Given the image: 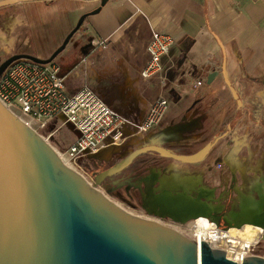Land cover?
I'll list each match as a JSON object with an SVG mask.
<instances>
[{
    "label": "crops",
    "instance_id": "crops-1",
    "mask_svg": "<svg viewBox=\"0 0 264 264\" xmlns=\"http://www.w3.org/2000/svg\"><path fill=\"white\" fill-rule=\"evenodd\" d=\"M19 5L15 15L22 16L23 36L31 49L26 54L47 59L80 16L98 8L100 0L75 2L71 11L53 0ZM97 14L86 17L67 52L60 53L62 61L70 62L58 65L70 92L91 88L131 122L141 121L148 104L162 97L168 102L164 131L174 124V132L189 134L205 128L204 118L226 116L227 125L239 109L234 99L229 102L230 90L221 76L206 84L207 75L220 69L225 59L231 85L237 83L242 94L241 117L259 110L258 126L264 133V0H107ZM154 31L174 40L171 52L162 58L163 82L140 77ZM96 41L106 48L92 46ZM84 56L90 57V65L78 75L69 74ZM196 81L202 85L196 86ZM157 127L145 137L155 135Z\"/></svg>",
    "mask_w": 264,
    "mask_h": 264
},
{
    "label": "water",
    "instance_id": "water-1",
    "mask_svg": "<svg viewBox=\"0 0 264 264\" xmlns=\"http://www.w3.org/2000/svg\"><path fill=\"white\" fill-rule=\"evenodd\" d=\"M29 1L48 0H0V8ZM106 2L100 0L98 8L80 16L49 58L15 54L0 64V76L17 59L51 63L82 27L85 18L99 13ZM218 76L240 108L242 101L227 76L225 59L220 69L207 75L206 84L210 85ZM149 150L163 153L155 146L139 148L98 174L96 184ZM206 153L207 149L177 159L194 163ZM202 205L200 199L163 192L155 199L154 207H149L152 213L183 224L205 218L203 212L198 213ZM253 225L264 228V224ZM0 264L238 263L229 259L222 249L207 242L196 244L170 227L139 218L118 206L66 166L35 130L0 102ZM240 264H264V257L249 256Z\"/></svg>",
    "mask_w": 264,
    "mask_h": 264
},
{
    "label": "built area",
    "instance_id": "built-area-1",
    "mask_svg": "<svg viewBox=\"0 0 264 264\" xmlns=\"http://www.w3.org/2000/svg\"><path fill=\"white\" fill-rule=\"evenodd\" d=\"M91 45L106 48L103 41ZM173 45L171 36L152 32L146 45L148 62L140 73L142 80L157 77L161 82L165 81L162 58L171 52ZM90 62L89 56L81 57L69 70V74H80ZM195 85L201 86L202 82L196 81ZM0 102L9 110L14 109L34 121L35 131L48 144L51 133L55 131L52 128L50 132H45L49 125L59 122L69 126L75 134L73 141L61 154L54 151L62 162L70 165L69 168L72 167L78 174L83 159L97 155L108 147L114 148L126 143L143 146H139V143L153 128L161 125L168 109L167 100L158 97L148 104L141 121L131 122L109 107L100 94L91 88L82 87L70 92L66 85V75L60 73L58 65L52 62L38 63L26 58L13 61L1 74ZM89 185L92 186L91 183ZM260 242L247 247L245 258L262 256L255 250Z\"/></svg>",
    "mask_w": 264,
    "mask_h": 264
},
{
    "label": "flooded vegetation",
    "instance_id": "flooded-vegetation-1",
    "mask_svg": "<svg viewBox=\"0 0 264 264\" xmlns=\"http://www.w3.org/2000/svg\"><path fill=\"white\" fill-rule=\"evenodd\" d=\"M239 113L243 114L242 107L237 110L227 125L221 127L210 140L196 149L175 152L153 140L127 151L117 161L103 166L95 177L139 148L155 146L162 149L163 153L156 150L139 153L121 171L104 177L97 185L101 186L109 196L127 204L134 211L135 216L142 219H160L172 224H181L170 217H160L150 211V207L155 205L157 196L163 192H169L170 196L184 194L192 199H200L203 205L198 213L203 212L205 218L219 227L230 228L235 227L236 224H264V152L260 151V147L256 149L257 151L251 150L243 137L242 139L235 137L231 140L225 155L216 158V163L224 165L228 170V177L225 180L217 177L212 179V184H208L202 175V168L199 169L217 144L233 131ZM258 115L259 110L257 109L245 113V117L252 118L256 126H258ZM243 148L246 149V154L240 156ZM206 149V155L197 162L191 163L177 159L178 156H190ZM167 159H170V164L164 161ZM174 162L197 168L186 166L171 168ZM184 181L185 184H183Z\"/></svg>",
    "mask_w": 264,
    "mask_h": 264
},
{
    "label": "rangeland",
    "instance_id": "rangeland-1",
    "mask_svg": "<svg viewBox=\"0 0 264 264\" xmlns=\"http://www.w3.org/2000/svg\"><path fill=\"white\" fill-rule=\"evenodd\" d=\"M59 7H66L68 11H71L73 9V4L75 2H82L84 0H53ZM32 2L33 4L39 3L41 1H29ZM45 3H48L50 1H42ZM22 3H27V2H22ZM21 4V3H20ZM43 4V3H41ZM19 6L22 5H12V6H7L0 8V34L4 36L6 39L5 42H7L11 37L16 38V43L13 47H7V46H2L1 45V40H0V64L7 59L8 56L11 54H18V53H26V52H31V49L29 47V43L25 40L24 38V33L26 31H22L23 27L21 24L17 23L15 19H17L18 14L17 9ZM96 15H92V18H94ZM13 17V18H12ZM12 19L14 22H12ZM84 21H87V18H85ZM22 22V21H21ZM24 24V21L22 22ZM82 27L77 31L81 32ZM76 32V33H77ZM69 33H67L63 39L61 40L59 46L63 43L65 40L66 36ZM24 35V36H23ZM58 46V47H59ZM69 49V46L65 48L63 51L67 52ZM60 54L57 56L52 63L59 65L61 67H65L68 65L70 62H64L61 59L63 58V54ZM62 73V71L60 72ZM223 80V79H222ZM232 87L238 94V98H242L241 91L239 89V86L237 83H232ZM230 103L234 102L232 94L230 92ZM242 116V115H241ZM239 117L238 122H236V126H234L233 131L224 139H222L216 146V148L210 153V155L203 161V164L199 166V169L201 170L202 168V175L206 179L208 184H212L213 181L212 179L214 178H223L224 180L228 177V170H226L225 166L222 164H217L216 163V158L219 156L223 157L225 153L227 152L229 145L231 143V140H233L235 137L241 138L243 137L246 143L248 144L249 148L251 150H256L258 147H260V151L264 152V138H261L264 133L261 132V129L255 125V122L250 118L249 116L246 117ZM240 119V120H239ZM226 120L225 117H217V118H204L201 122L205 125V128L203 129H196L192 132H189V134H178V135H172L169 134L165 129V123H162L160 127H157L155 129V135H151L150 137H144L145 140L139 143V146L142 144H146L149 142H152L153 140L163 144L164 146H167L171 150L175 152H181L186 149H196L203 145L206 141L210 140L212 138V135L214 131L218 127H223L224 122ZM170 126V125H169ZM174 124L170 126L168 129L173 128ZM54 129L53 133H51V137L49 139V144L56 150H58L60 153H62L68 145L73 141L74 139V132L73 130L66 125H62L59 122H53L51 125H49L45 132H50L51 129ZM180 136V137H179ZM260 138V140H259ZM242 139V138H241ZM138 145L134 144L132 146L131 144H123L118 147H108L102 151H100L97 155L87 157L82 160L81 162V170L80 174L84 177L85 180H87L89 183L92 184V186L97 187V189L102 192L107 198H109L111 201L116 203L118 206L123 208L124 210L130 212L131 214L135 215L134 211H132L129 206L125 203H121L118 200H116L114 197L109 196L101 186H98L95 183V174L103 166L109 165L110 163H113L114 161H117L124 153L127 151H131L132 149H135ZM248 149V148H247ZM257 151V150H256ZM246 154V149L243 148L241 151L240 156H245ZM165 162H168L169 164L171 163L170 159L164 160ZM179 167L186 166L189 168H197L191 165H183L182 163L178 164ZM179 169V168H178ZM146 216V215H144ZM147 217V216H146ZM161 223L162 225H165L167 227L172 228L171 226L175 227H181V229L184 231V233L180 232L182 235L188 237L191 239L190 235L186 234L185 230L187 228V223L183 224H172L171 222L160 220V219H154ZM220 229H228L227 227H222L218 226ZM255 250L257 252L264 256V239L255 247Z\"/></svg>",
    "mask_w": 264,
    "mask_h": 264
},
{
    "label": "bare ground",
    "instance_id": "bare-ground-1",
    "mask_svg": "<svg viewBox=\"0 0 264 264\" xmlns=\"http://www.w3.org/2000/svg\"><path fill=\"white\" fill-rule=\"evenodd\" d=\"M21 18L22 16L17 17L16 22L21 24ZM0 40L2 42V46H7L10 48L13 47L16 43V38L14 36L11 37L7 42H5L6 39L0 34ZM10 110L31 129L36 130V123L34 121L20 114L14 109ZM175 130L176 129L172 128V130L170 129L168 133L178 135V132H174ZM54 150L61 154L58 150ZM63 163L66 166L70 167V165H68L67 163ZM178 164L179 163L174 162L170 167L177 168ZM185 183L186 182L184 181L183 184ZM171 227L179 233L183 231L181 227ZM185 232L186 234L190 235L191 239L195 241L196 244L207 242L212 247H221L225 251L227 257L237 262L238 264H240V262L245 258L247 247L256 244L264 239V228H261L259 226L253 224H244L241 228L230 227L223 230L218 228L215 223L209 221L204 217H200L196 220L188 222ZM182 233H184V231Z\"/></svg>",
    "mask_w": 264,
    "mask_h": 264
},
{
    "label": "trees",
    "instance_id": "trees-1",
    "mask_svg": "<svg viewBox=\"0 0 264 264\" xmlns=\"http://www.w3.org/2000/svg\"><path fill=\"white\" fill-rule=\"evenodd\" d=\"M48 1H50V2H51L52 0H48ZM48 1H47V2H48ZM50 2H48V3H50Z\"/></svg>",
    "mask_w": 264,
    "mask_h": 264
}]
</instances>
